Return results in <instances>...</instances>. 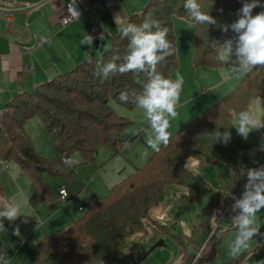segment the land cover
<instances>
[{
  "label": "trees",
  "instance_id": "obj_1",
  "mask_svg": "<svg viewBox=\"0 0 264 264\" xmlns=\"http://www.w3.org/2000/svg\"><path fill=\"white\" fill-rule=\"evenodd\" d=\"M41 1L44 0H0V7L6 9L5 12L15 13L25 11L28 6ZM244 2L245 0H197L202 11L216 20L214 25L197 24L191 20L188 10L184 8L185 0H149L141 13L130 16L127 21L139 25L146 17H150L169 29L168 39L173 43L174 54L158 64L157 71L172 79L179 67L174 17L186 18L195 27L196 64L210 63V55L219 53V49L212 46L213 42L223 44L225 39L236 35L230 25L237 19L236 13ZM261 3L264 4V0ZM260 9L262 8L253 9V15L258 13L257 10H264ZM222 25L229 26L227 32L221 30ZM129 42V38L123 37L120 30L112 38L111 47L104 50L100 57L89 55L72 69L42 82L32 91L18 93L0 108V171L7 169L2 166V161L15 160L19 163L22 172L29 174L31 178L29 200L33 207L45 202L56 203L60 197L48 187L45 174L71 177L74 168L66 172L60 171L52 161L38 152L27 129L28 121L34 116L40 117L49 131H55L60 136L65 151L69 154L81 152L89 161L95 160L97 149L104 144L117 148L125 139H122L123 133L130 122L115 112L109 100L134 108V94L143 91L142 85L147 82V74L141 73L137 77L131 72L117 73L103 80L101 69L112 60L117 64L122 63L128 54ZM95 73H101V76H96ZM137 79L140 83L136 82ZM123 91L128 92L127 103L118 99ZM254 98H264V66L247 72L233 91L210 106L191 125L172 134L166 146L161 145L160 150L154 151L142 167L111 187L107 195H95L87 208H79L83 213L73 217L69 226L58 232L46 233L37 244L34 243L35 251L27 264H143L157 248L167 246L163 238L148 248L140 243L138 251L125 257L124 251L129 240L137 233L148 231V226L170 235L184 245L185 256L192 238L178 234L174 229L183 215L200 199L202 191L195 185V181L203 180L199 172L185 165L186 158L194 154L189 143L192 140L199 142V132L204 125H207L210 132L214 131L220 110L230 109L226 114L229 117L217 126V130H230L231 139L227 144L216 141L210 154L218 159L222 156L224 159L225 155L221 154L225 152L231 155L230 162L221 161L233 170L234 179L215 191L209 207L215 210L217 201L240 189L247 178V169L259 167L263 161V152L258 145L260 142L242 137L233 127V118L240 111L249 110L253 113ZM234 105L237 108L232 107ZM231 140L235 142L232 144L233 152H228L227 149L232 147ZM241 143L244 144L243 147ZM251 158L254 160L250 161ZM256 160L259 162L256 163ZM205 162L215 164L213 161ZM2 185L0 181V194H3ZM174 185L184 186L190 192H173L180 196L172 201L174 203H167L171 205L169 215L172 219L163 224L151 214L156 207L167 201ZM176 209L180 210L175 211ZM211 216L208 215V218ZM202 259L204 258L200 260Z\"/></svg>",
  "mask_w": 264,
  "mask_h": 264
},
{
  "label": "rangeland",
  "instance_id": "obj_2",
  "mask_svg": "<svg viewBox=\"0 0 264 264\" xmlns=\"http://www.w3.org/2000/svg\"><path fill=\"white\" fill-rule=\"evenodd\" d=\"M148 2L141 10L134 14L141 13ZM257 11L259 12V10ZM174 33L177 44L179 67L173 73L172 79L174 80L176 78V73H179L183 77L184 82L182 91L179 95V101H184L183 105L185 106V111H187L184 113V117L192 114V116H197L198 119L199 116L201 117L207 111L205 110L207 105H209L208 107H210V105L214 106V104L222 100L226 95L233 91L241 79L244 78L245 74H242L238 77L230 76L226 69L231 66V62H221L218 59L219 53L210 55V63L201 62L200 65L196 64L195 27L188 19L174 17ZM190 42H194V54L192 58L189 50L192 44ZM103 51L104 49H101L95 55H92L100 57ZM232 59L234 60L235 58L233 57ZM81 62L82 61L79 63ZM42 82L37 84L36 87L42 84ZM232 83L237 84L230 88ZM34 88L35 87L26 91L30 92ZM17 94H15V96ZM10 100L11 99H8L7 101L3 102L0 105V108H2ZM109 104L119 116L125 117L130 122L123 133L122 139L126 137L134 139V146L136 147L137 145L143 144L141 139L145 141L149 136L154 134L142 108L138 106H135L134 108H128L117 103L113 99L109 100ZM232 107L237 108L236 105ZM229 111V108L221 109L219 112L220 116H217L218 119H216L219 121L215 122L216 126L213 128L214 131L210 132L207 125H204L203 129L199 132L201 137L199 142L192 140L191 143H189V146L194 154L190 156V160L189 157L186 158L185 165L188 164L187 166H190L191 168L195 167L194 171L201 174L203 180H196L195 185L200 188L202 195L200 199L194 205H192L191 209L183 215L184 217L176 227L175 232L178 234L181 233L184 236H191L192 240L188 244V247L193 246L195 249H199V247H201L207 241L210 234L209 224L213 223L218 218L217 205L215 210L212 208L209 209L212 198L215 195V191L220 190L226 182L233 181L234 179L233 170L225 163L226 161L230 162L231 155L225 152L221 155H225V158L227 159H223V156L218 159L210 154V152L212 153L213 151V146H216L214 132L218 129L217 126L223 123L227 117H229L226 115ZM177 113L179 115L183 112L178 111ZM252 114L257 119H264V98L253 99ZM192 116L185 118L182 122L183 125H178L177 130H180L183 127L189 126L195 122L197 119L192 120ZM220 118H222V121H220ZM233 121L235 125L238 123V115L234 116ZM27 129L35 143L38 152L52 161L54 166L60 171L66 172L72 168L68 167L63 162L62 156L64 154L74 160L76 167L72 170L71 177L65 176L64 174L52 175L48 173L44 176L48 183V187L50 190H53L57 196L61 186L65 185L70 193L69 197L71 198V201L69 198L66 202L57 201L53 205L45 202L44 209L37 211L36 209L38 206L33 207L26 198L30 197L31 195L29 188L31 181L30 175L27 173H22L21 167L17 161H4L10 166V169H1L0 171V180L3 184L2 186L4 194L0 195V197H4L6 203L19 204L21 206V215L15 221L10 222L7 219L3 220L7 231H0V253L5 247L11 248V251H14L15 249V251L7 257L4 264H27L35 251L36 246L34 243L39 242L47 232H58L69 226V224L72 222L71 219H73L72 213L77 211L81 215L83 211L80 212L78 210V206L87 208L91 204L94 198L93 196L97 194H100V196L107 195L110 187L107 188L105 184L109 185L111 183L105 182V174L102 172L104 171L105 167H107V169H110L111 167L110 171L114 170L115 173L121 176L120 181H123L128 178L138 167H142L147 160L146 158L143 159L142 155L140 160L133 158L134 153L132 150H120L114 145L104 144L97 149L95 160L89 161L81 152L69 154L67 151H65L63 141L60 136L55 131H49L40 117L34 116L31 118L27 123ZM136 130H139L141 136L138 135L136 137L138 134ZM247 139L260 142L258 145L261 146V144L264 143V128L251 132ZM230 143L232 147L228 148L227 151L233 152L232 144L235 142L231 140ZM243 146L244 144L241 143V147ZM135 149H133V151H135ZM262 152L263 161L261 165H264V151ZM205 161H213L215 164L207 163ZM175 190H178L179 193L190 192V189L184 186H172L171 190L169 191V195L167 196V201L152 211L151 216L154 219L159 221V219L162 218L157 212V209L163 207L167 213L169 212L171 205H167V203H174L172 201H175V199L180 196L173 194ZM84 191L85 193L83 196H78L79 193ZM232 195H234V193ZM232 195L226 196V198L231 197ZM6 203L4 204L5 206L8 205ZM216 203L218 204V201ZM5 209L6 208L3 207V210ZM179 210L176 209L175 211ZM263 213L264 209L257 213L258 221L264 219V217L261 216ZM214 214L216 217L213 216ZM208 215L212 216L208 218ZM206 220L208 221L206 222ZM148 228V231L144 230L140 233H137L129 240L124 251L125 257H129L132 252L135 253L138 251V245H141L140 243H143L148 248L155 241L163 238L165 239L167 246L155 251L143 264H193L194 257L192 255L186 254V256H183V252L185 250L183 247L184 245L182 246L179 244L178 241H176L170 235L163 233L162 231H156V229H154L152 226H148ZM194 229L196 230L193 235ZM236 233L237 232H233L227 235L226 239L223 241L222 248H225L229 245L230 241H233V234ZM214 243H210L208 249L204 252L205 255H202V257L208 258V256L211 254V248ZM222 248L219 252L217 251L219 255L214 256L212 261L204 260L202 264H216L219 262V260L226 261L228 258V253L223 254ZM187 249L188 248H186V251ZM199 260L195 262V264H199Z\"/></svg>",
  "mask_w": 264,
  "mask_h": 264
},
{
  "label": "clouds",
  "instance_id": "obj_3",
  "mask_svg": "<svg viewBox=\"0 0 264 264\" xmlns=\"http://www.w3.org/2000/svg\"><path fill=\"white\" fill-rule=\"evenodd\" d=\"M257 7L264 9L261 0H245L236 13L237 19L230 25L236 35L225 39L223 44L219 42L212 44L214 48L219 49L218 59L221 62H231V66L226 69L230 76L238 77L253 68L264 66V10L253 15V9ZM184 8L188 10L191 20L197 24L217 23L209 13L202 11L197 0H185ZM116 19H119L118 15ZM121 24V35L130 41L128 54L122 63L117 64L112 60L104 64L101 69L102 79L106 80L110 75L117 73L131 72L137 77L141 73L147 74V82L142 85L143 91L134 94V103L144 110L154 133L145 142L148 147L158 152L161 145L166 146L169 143L170 118L175 119L178 115L176 108L183 87V77L176 73L173 80L157 71V65L174 54L173 43L168 39L167 27L150 17H146L139 25L127 20H122ZM228 27L222 25L221 30L227 32ZM99 39H105L104 32L100 33ZM92 41L93 37L85 34L80 43L91 45ZM101 73L95 75L101 76ZM136 82L140 83V80L137 79ZM118 99L122 103H127L128 92H121ZM233 127L239 135L247 138L251 132L264 128V119H257L249 110H242L238 114V123ZM214 133L217 143L227 144L231 139V132L228 129L216 130ZM260 150L264 151V144H261ZM246 175L247 183L244 186L243 198L235 200L232 207L233 211L240 209L239 214L232 217V224L237 228V233L229 244V255L234 259L248 248L249 241L253 240L254 236L258 234L264 236V233H260L257 222V213L264 209V165L248 168ZM20 215L19 204H10L5 210H0V231H7L4 219L12 222ZM213 216L216 217L215 214ZM256 264H264V260Z\"/></svg>",
  "mask_w": 264,
  "mask_h": 264
},
{
  "label": "crops",
  "instance_id": "obj_4",
  "mask_svg": "<svg viewBox=\"0 0 264 264\" xmlns=\"http://www.w3.org/2000/svg\"><path fill=\"white\" fill-rule=\"evenodd\" d=\"M71 2H75L78 5L82 15L72 25L63 27L61 20L67 14V5ZM103 2L104 0H44L36 3L37 5L34 7L29 8L28 6L25 11L15 13L0 11V105L8 99H12L15 94L30 90L42 81L44 82L62 71L75 67L77 63L83 61L89 55H95L101 49L109 48L112 38L121 30V21L127 20L131 15L141 10L148 0H114L110 5ZM101 4L103 5L101 6ZM117 15L119 19H116ZM101 32H104V40L99 39ZM85 34L93 37L91 45L80 43ZM190 43H192L189 48L192 58L194 42ZM236 84L232 83L230 88ZM183 104L184 101H179L176 108L177 112L182 111L183 113L177 115L175 119L170 118V127L168 129L170 136L178 129V125H183L182 122L185 118L192 116V114H189L184 117V113L187 111H185ZM208 106H206L205 110L209 108ZM191 118L195 120L197 116H192ZM136 132H138L136 137L138 135L141 136L139 130H136ZM125 139H131L133 142V147L129 149L134 153L133 158L140 160L142 155L143 159L146 158L148 160L154 152L153 149L147 146L146 140L141 139L143 144L135 147L134 139L129 137ZM9 169L10 166L6 170ZM110 169L105 167L104 171H102L105 174V182L111 183L109 185L105 184L107 188L113 187L121 179L119 174L115 173L114 170L110 171ZM85 191L79 193L78 196H83ZM93 197L95 198V196ZM26 198L31 204L29 197ZM59 198L58 201L62 202ZM5 201L4 197H0V210L10 205ZM5 203L8 205L5 206ZM50 204L53 205L54 203ZM44 206L45 203L39 205L36 210H43ZM80 207L82 206H78V209ZM157 212L162 217L159 221L163 224L172 219L169 212L167 213L163 207L157 209ZM39 214L41 215L40 212ZM78 215L79 213L75 211L72 213V218L78 217ZM261 216L264 217V213ZM257 222L264 231V219L259 221L257 219ZM233 232H237V229L229 230L225 233L226 235L223 234L217 238H210L209 234L207 241L199 247V249L203 246L205 247L203 255H205L204 252L208 249L210 243L216 242L213 244L208 258L201 257L204 259L199 260V264H202L204 260L212 261L214 256L219 255L218 252L222 248L223 241L229 233ZM233 235L234 240L236 234ZM222 252L223 254L228 253L227 260H219L216 264H256V262L264 260V239L254 237L253 240L249 241L248 248L244 249L240 256L235 259L229 255V245L222 248Z\"/></svg>",
  "mask_w": 264,
  "mask_h": 264
},
{
  "label": "built area",
  "instance_id": "obj_5",
  "mask_svg": "<svg viewBox=\"0 0 264 264\" xmlns=\"http://www.w3.org/2000/svg\"><path fill=\"white\" fill-rule=\"evenodd\" d=\"M114 0H104L105 4H112ZM103 4H101L102 6ZM82 15V11L79 9L78 5L75 2H71L67 5V14L62 18L61 25L63 27H68L79 20ZM133 147V142L131 139H124L119 145L118 149L127 150ZM63 162L68 166L75 168V162L67 155L62 156ZM254 158H251L250 161H253ZM2 166L8 168V164L4 161L1 162ZM195 168V167H194ZM247 183L246 180L242 183L240 189L234 193L231 197H227L222 199L217 204L218 209V218L210 225V238H217L228 232L229 230L237 229L232 224V217L237 216L240 212V209L232 210L233 205L235 204V200L242 199L244 193V186ZM59 196L62 202H66L69 199V192L65 185H63L59 190ZM235 197V199H233ZM82 209V207H80ZM260 227V226H259ZM260 233H264V231L260 227ZM254 237H258L260 239H264V236L256 235ZM253 237V238H254ZM38 242H36L37 244ZM205 247L203 246L200 249H195L192 246H189L187 249V253L194 257L195 262H197L203 255ZM11 255V248L5 247L0 253V264H4L6 262L7 257ZM199 257V259H196Z\"/></svg>",
  "mask_w": 264,
  "mask_h": 264
},
{
  "label": "water",
  "instance_id": "obj_6",
  "mask_svg": "<svg viewBox=\"0 0 264 264\" xmlns=\"http://www.w3.org/2000/svg\"><path fill=\"white\" fill-rule=\"evenodd\" d=\"M36 5H37V4H35V5H32V6H29V8H30V7H34V6H36ZM0 11H4V12H5V11H7V10H6V9H3V8H1V7H0ZM256 162L258 163V162H259V160H257Z\"/></svg>",
  "mask_w": 264,
  "mask_h": 264
}]
</instances>
